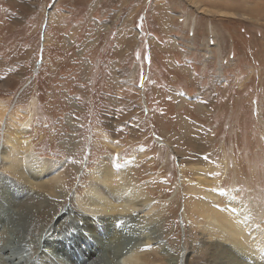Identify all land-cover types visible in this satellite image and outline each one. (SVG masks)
<instances>
[{
    "label": "rangeland",
    "instance_id": "rangeland-1",
    "mask_svg": "<svg viewBox=\"0 0 264 264\" xmlns=\"http://www.w3.org/2000/svg\"><path fill=\"white\" fill-rule=\"evenodd\" d=\"M0 105L71 195L120 155L177 255L205 192L264 234V0H0Z\"/></svg>",
    "mask_w": 264,
    "mask_h": 264
},
{
    "label": "bare ground",
    "instance_id": "bare-ground-1",
    "mask_svg": "<svg viewBox=\"0 0 264 264\" xmlns=\"http://www.w3.org/2000/svg\"><path fill=\"white\" fill-rule=\"evenodd\" d=\"M18 135H7L0 147V217L17 213L16 222L0 226V264H264V234L248 227L236 207L218 205V197L205 192L194 205L207 224L199 230L202 243L177 255L158 213L147 211L149 198L124 174L128 166L120 155L102 159L88 172L85 193L71 195L63 167L40 160ZM109 145L114 149L113 141ZM75 225L84 240L58 251L57 239Z\"/></svg>",
    "mask_w": 264,
    "mask_h": 264
}]
</instances>
